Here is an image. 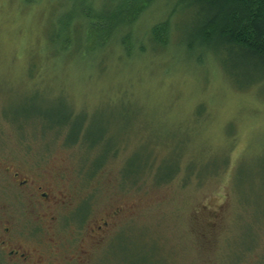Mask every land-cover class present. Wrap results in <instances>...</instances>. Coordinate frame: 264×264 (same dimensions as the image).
Segmentation results:
<instances>
[{
    "label": "rangeland",
    "instance_id": "obj_1",
    "mask_svg": "<svg viewBox=\"0 0 264 264\" xmlns=\"http://www.w3.org/2000/svg\"><path fill=\"white\" fill-rule=\"evenodd\" d=\"M181 4L158 0L124 30L143 54L79 61L81 24L53 56L75 3L0 0V199L24 201L7 169L63 183L70 255L106 221L98 264H264V81L248 84L263 73L223 49L189 52L196 16ZM159 20L173 30L163 50L147 38Z\"/></svg>",
    "mask_w": 264,
    "mask_h": 264
},
{
    "label": "trees",
    "instance_id": "obj_2",
    "mask_svg": "<svg viewBox=\"0 0 264 264\" xmlns=\"http://www.w3.org/2000/svg\"><path fill=\"white\" fill-rule=\"evenodd\" d=\"M71 1L79 8V12L74 17L72 13L62 17L58 27L63 33V38L60 37L66 43L62 42L61 48L59 39H55L53 45L55 58L58 59L69 52L71 29H68V25L76 24L83 26L81 43L84 47L75 52L79 55V61L93 59L96 51L109 50L108 56L116 60L123 57L133 58L145 52L141 44L135 43L131 32L124 30L135 27L140 18L158 0H110L108 5L98 3V0ZM180 3L183 11L195 12L196 16L191 40L187 45L189 52L198 50L206 53L210 50L223 49L239 57L243 64L251 66L256 72L263 73L258 79L251 78L248 84L256 85L264 81V0H180ZM147 38L155 48L162 50L166 48L170 40H173L170 21L155 22ZM131 45L135 50H131ZM93 61L95 59L88 63ZM74 117L76 116H73L72 111L69 112L65 121L58 122L57 126H68ZM133 171L134 173H129L127 177L131 179H126L129 183L137 177V171ZM176 173L177 170L173 171L170 178ZM170 178L164 176L161 178L159 175L155 185L167 183Z\"/></svg>",
    "mask_w": 264,
    "mask_h": 264
},
{
    "label": "flooded vegetation",
    "instance_id": "obj_3",
    "mask_svg": "<svg viewBox=\"0 0 264 264\" xmlns=\"http://www.w3.org/2000/svg\"><path fill=\"white\" fill-rule=\"evenodd\" d=\"M6 174L24 201L21 204L16 195L12 202L18 205L11 207L0 199V264H98L92 259L91 250L107 231L103 227L107 228L108 222L97 224L98 230H92L95 235L88 236L86 248L83 238L76 239V252L70 255L66 246L60 247L58 236L60 228L68 224L59 219L61 207L67 202L64 184H58L55 177H41L30 171L7 169Z\"/></svg>",
    "mask_w": 264,
    "mask_h": 264
}]
</instances>
